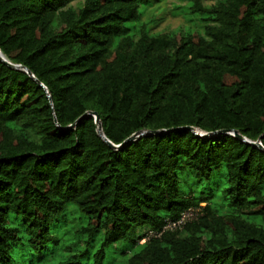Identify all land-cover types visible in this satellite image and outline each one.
I'll use <instances>...</instances> for the list:
<instances>
[{"label":"trees","instance_id":"trees-1","mask_svg":"<svg viewBox=\"0 0 264 264\" xmlns=\"http://www.w3.org/2000/svg\"><path fill=\"white\" fill-rule=\"evenodd\" d=\"M78 1L0 0V264H264V0Z\"/></svg>","mask_w":264,"mask_h":264},{"label":"rangeland","instance_id":"rangeland-1","mask_svg":"<svg viewBox=\"0 0 264 264\" xmlns=\"http://www.w3.org/2000/svg\"><path fill=\"white\" fill-rule=\"evenodd\" d=\"M83 0L73 3L74 6L82 3ZM185 2L179 0H165L163 3L151 8L142 10V22H146L148 29H151L152 34H171L173 32H183L188 27L197 29V22L192 24L187 23L186 16L181 10H175L176 6H183ZM151 231L147 228L142 229L139 233L148 235ZM116 247V253L119 251Z\"/></svg>","mask_w":264,"mask_h":264},{"label":"built area","instance_id":"built-area-1","mask_svg":"<svg viewBox=\"0 0 264 264\" xmlns=\"http://www.w3.org/2000/svg\"><path fill=\"white\" fill-rule=\"evenodd\" d=\"M199 209L190 208L182 212L179 218L175 221H167L165 225L161 228L158 233L151 231L148 235H145L140 241V244H143L150 237H159L162 233L166 231H176L183 228V226L189 222L196 220L199 216Z\"/></svg>","mask_w":264,"mask_h":264},{"label":"water","instance_id":"water-1","mask_svg":"<svg viewBox=\"0 0 264 264\" xmlns=\"http://www.w3.org/2000/svg\"><path fill=\"white\" fill-rule=\"evenodd\" d=\"M0 60H1L5 65H7L9 68H12V69H20V70H23V71H25L26 73L29 74V72H28L25 68H23V67H21V66H19V65H13V64H11V63H8L6 60H4V58L2 57L1 54H0ZM40 86L42 87V85H40ZM85 115H87V113H86ZM90 115H92V116L94 117L95 124H96V126H97V132H98L99 136L102 137V138H104L103 135H102V132H101L100 122H99L98 115H97L96 113H91ZM185 129H186V130H192V128H190V127H185ZM153 133L156 134V133H158V131H155V132H153ZM220 133H227V132H226V131H221ZM231 134H232L233 136H235V137H236L237 139H239V140H242V141H244V142H246V143H248V144H251V145H253V146L258 147L259 149L264 150V147L261 145L260 140H258L257 142H249V141H247L246 139L242 138V136H241L240 134H238L236 131H232ZM140 135H141V133H140V134H137V135H134V136L130 137L129 139L125 140L121 145H118V146L113 145V144H111V143L108 142V141H107V143H108V146H109L110 148H112V149H117V148H120L122 145L127 144V143L133 141L134 139L138 138Z\"/></svg>","mask_w":264,"mask_h":264}]
</instances>
